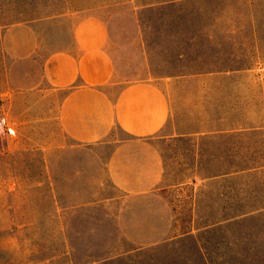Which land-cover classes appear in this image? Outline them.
<instances>
[{
    "label": "rangeland",
    "instance_id": "374dc122",
    "mask_svg": "<svg viewBox=\"0 0 264 264\" xmlns=\"http://www.w3.org/2000/svg\"><path fill=\"white\" fill-rule=\"evenodd\" d=\"M139 1L0 0V114L10 128L0 137V264H190L191 240L133 250L104 203L118 194L110 152L148 134L173 186L171 236L193 226L210 264H264V211L215 223L264 204V62L228 78L198 74L221 60L264 61V0ZM89 48L113 61L105 91L117 121L80 144L61 130L62 93L42 68L52 52ZM236 166L261 169L203 178Z\"/></svg>",
    "mask_w": 264,
    "mask_h": 264
},
{
    "label": "crops",
    "instance_id": "0c3cea01",
    "mask_svg": "<svg viewBox=\"0 0 264 264\" xmlns=\"http://www.w3.org/2000/svg\"><path fill=\"white\" fill-rule=\"evenodd\" d=\"M42 72L48 86L62 93L57 119L69 139L93 144L113 131L117 109L105 87L113 79L114 66L105 50L52 52L44 60ZM152 136L128 138L114 146L106 168L118 194L104 203L114 217L117 231L133 243V250L167 244L169 240L179 247L191 240L194 253L188 258L190 264H210L203 244L194 236L199 229L191 226L171 236L174 229L167 227V193L173 186H167L165 160Z\"/></svg>",
    "mask_w": 264,
    "mask_h": 264
},
{
    "label": "trees",
    "instance_id": "16d2710c",
    "mask_svg": "<svg viewBox=\"0 0 264 264\" xmlns=\"http://www.w3.org/2000/svg\"><path fill=\"white\" fill-rule=\"evenodd\" d=\"M138 2V0H136ZM178 1L180 0H143V1H139L140 5L144 8L150 9L153 8L154 6H162V5H166L169 7L174 6ZM183 1V0H182ZM256 48H258V45H256ZM246 60V59H244ZM241 59V61H239V65L237 67H231V66H227L226 62L224 61H220V65L218 67H216V70H205L202 72H199L198 74H217L215 76H222L221 78H228L227 73L229 72H233V71H239V70H248L250 69V66L253 65V61L255 60L257 63H263L264 61H262V59H260V57H256L254 59H248V61H244ZM236 131L238 134H235V136H245V135H251V134H255V133H261V130H252V131H246L245 133L240 131L239 128H232ZM227 129H217L216 133L218 135H221L222 132H227ZM261 168H247V167H234L232 169H224V170H220L217 174L211 175V176H205L203 178L205 179H211V178H220V177H227V176H235V178L240 177L239 175L243 174V173H248V172H260ZM86 202H82V204H85ZM247 212H243V213H237L235 215H233L232 217H226L223 218L220 221H216L215 223H219V222H223V221H230V220H234L236 218H240L241 215H244L246 213H254V212H261L264 211V204L262 205H257L255 207H249L247 209ZM210 226V225H209ZM208 225L202 226L201 228L203 229L204 227H209Z\"/></svg>",
    "mask_w": 264,
    "mask_h": 264
},
{
    "label": "built area",
    "instance_id": "2783aa9c",
    "mask_svg": "<svg viewBox=\"0 0 264 264\" xmlns=\"http://www.w3.org/2000/svg\"><path fill=\"white\" fill-rule=\"evenodd\" d=\"M9 131V121L7 117L3 114H0V137L7 136Z\"/></svg>",
    "mask_w": 264,
    "mask_h": 264
}]
</instances>
